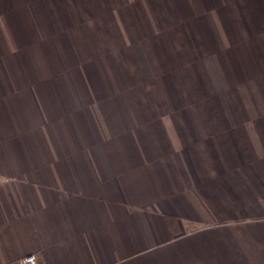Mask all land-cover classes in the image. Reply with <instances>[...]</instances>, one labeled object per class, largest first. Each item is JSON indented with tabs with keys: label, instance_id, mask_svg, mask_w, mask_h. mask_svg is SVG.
Here are the masks:
<instances>
[{
	"label": "crops",
	"instance_id": "crops-1",
	"mask_svg": "<svg viewBox=\"0 0 264 264\" xmlns=\"http://www.w3.org/2000/svg\"><path fill=\"white\" fill-rule=\"evenodd\" d=\"M264 264V0H0V264Z\"/></svg>",
	"mask_w": 264,
	"mask_h": 264
},
{
	"label": "built area",
	"instance_id": "built-area-1",
	"mask_svg": "<svg viewBox=\"0 0 264 264\" xmlns=\"http://www.w3.org/2000/svg\"><path fill=\"white\" fill-rule=\"evenodd\" d=\"M20 264H38L37 255L29 254L20 260Z\"/></svg>",
	"mask_w": 264,
	"mask_h": 264
}]
</instances>
